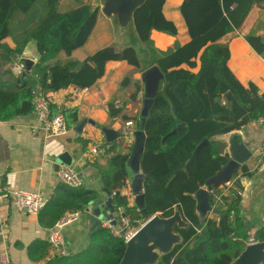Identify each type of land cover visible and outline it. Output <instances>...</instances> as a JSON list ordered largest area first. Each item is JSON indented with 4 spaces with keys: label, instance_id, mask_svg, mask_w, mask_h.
Returning <instances> with one entry per match:
<instances>
[{
    "label": "trees",
    "instance_id": "1",
    "mask_svg": "<svg viewBox=\"0 0 264 264\" xmlns=\"http://www.w3.org/2000/svg\"><path fill=\"white\" fill-rule=\"evenodd\" d=\"M61 1L0 0L1 61L8 64L22 57L33 41L40 57L31 73L24 77H29L27 86L18 91L0 86V122H10L33 112L35 86L42 95L71 86L87 89L104 76L108 62L126 61L142 71L157 65L165 75V85L163 93L155 98L145 124L147 138L141 160L145 206L150 216L139 212L119 193L127 186L130 150L110 160L108 171L103 173V184L110 192H116L114 208L119 213L129 212L130 230L139 229L153 215L170 218L176 211L181 213L188 226L174 230L183 242L159 264H231L244 251L245 241L249 239L242 213V195L231 189L228 197L222 196L217 201L213 193L211 204L218 210V218L206 219L204 223L197 215L193 195L230 161L228 154L220 152L215 138L264 119V94L253 83L246 87L237 80L228 67L229 46L222 43L224 38L242 28L253 8L264 0H184L180 12L190 41L183 46L177 43L165 52L155 47L151 34L158 31L176 36L177 28L163 13L167 0H147L133 19L142 45L140 51L133 46H108L82 62L50 64L61 53L71 56L85 46L98 21L99 9L83 3L76 9L59 12ZM39 4L44 7V14L39 13L40 16L36 13ZM16 16L27 17L22 20L24 26L20 29L13 23ZM245 38L264 56L261 38L254 35ZM8 39L13 40L14 47L7 45ZM52 110L53 115L59 112L54 106ZM119 114L111 105V117H119ZM63 115L69 129L79 124L78 108L65 110ZM132 120L139 124V117ZM175 130L163 147V139ZM205 140L209 144L194 158L197 147ZM118 147L112 143L105 149L107 153H115L121 149ZM234 177L249 178L251 172L244 165ZM235 186L242 189L240 179ZM219 188L213 186L211 190ZM61 190L62 196L45 207L49 228L65 213L85 212L90 202L97 200L95 192L83 187L64 186ZM254 239L264 242V226ZM126 242L123 236L117 237L103 228L91 236L86 250L55 255L46 264H120ZM43 248H50L48 242Z\"/></svg>",
    "mask_w": 264,
    "mask_h": 264
},
{
    "label": "crops",
    "instance_id": "2",
    "mask_svg": "<svg viewBox=\"0 0 264 264\" xmlns=\"http://www.w3.org/2000/svg\"><path fill=\"white\" fill-rule=\"evenodd\" d=\"M64 1L66 0L60 3ZM75 1L76 7L87 3L93 9H99L97 25L85 46L74 51L71 56L61 53L50 64L82 62L100 50L99 47L106 45L107 42L111 43L109 46L121 48L129 46L130 42L125 38L121 37L122 39L119 40L115 33L111 35V32L109 34L106 32V29L115 30L114 22L103 12L106 0ZM183 2L184 0L166 1L163 13L167 20L175 24L177 35L171 36L153 31L151 39L158 50L165 52L174 48L177 43L183 46L190 41L187 26L180 12ZM98 28L103 31L95 38ZM121 34L125 33L121 32ZM248 35L261 38L264 44V2L253 8L241 29L222 40V43L229 46L228 67L237 80L246 87L253 83L260 93L264 94V56L259 55L247 42L245 37ZM92 41L95 42L93 44L95 52L83 53ZM6 42L11 47L15 46L12 39ZM135 42L138 44L133 38V43ZM141 46L140 44L139 47ZM20 59L33 60V68L35 67L40 59L35 41L27 46L22 57L15 58L11 63H3L0 57V86L5 90L18 91L22 86L28 85L29 77H19L12 69L13 64ZM142 73V70L133 68L126 61H111L106 65L104 76L92 87L81 89L78 99L71 97L74 86L52 92L55 100L53 106L59 111L58 113L63 114L65 110L72 108L79 109V124L85 123L81 133L75 131L78 124L75 128H68V133L61 137L53 138L44 131L34 135L32 129L37 124L34 110L31 114L20 116L10 122H0V253H7L12 264H46L58 255L51 248L47 250L43 248L52 229L49 228L45 208L38 216L22 215L14 209L10 195L14 191L36 192L44 196L47 204L60 198L61 189L64 188L58 176L59 168L64 166L57 165L60 157L67 154L66 159H72V165L69 167L78 173L82 182L80 188L95 192L97 200L108 199L104 192L107 188L103 184V173L108 171L110 160L118 153L132 151V148L127 150L121 148L119 152L107 153L105 146L112 143L117 145V138L111 141L104 131L106 129L117 133L115 117H111L110 107L120 102L119 118L125 120L139 117V124H137L140 127V113L144 100ZM35 87V90L38 89L39 92L36 97L42 95L39 87ZM234 133H238V140L244 142L252 151V157L245 164L251 172V177H233L232 181L225 185L228 188L220 186L217 191L211 190V194L217 193L228 197L231 189L241 193L245 229L251 239L255 238L256 232L264 226V122L261 120L250 124L239 131L219 136L215 140L228 142L230 135ZM94 148H101L104 152L93 155ZM127 173V186L121 188L119 193L133 206L135 195L131 190V181L134 173L129 166V161ZM239 179L242 189L235 186ZM248 191H250V198L247 201L245 195ZM115 194L116 192H111L112 200ZM219 203L222 204V202ZM217 215L209 213L206 219H217ZM88 219L89 213L82 212L77 222L63 229L68 254L82 252L89 246L93 234ZM105 223V221L102 222L103 228Z\"/></svg>",
    "mask_w": 264,
    "mask_h": 264
},
{
    "label": "water",
    "instance_id": "3",
    "mask_svg": "<svg viewBox=\"0 0 264 264\" xmlns=\"http://www.w3.org/2000/svg\"><path fill=\"white\" fill-rule=\"evenodd\" d=\"M147 0H106L103 12L117 25L118 29L122 28V32L130 33V41L133 38L139 42L134 27V14ZM120 23L118 25V22ZM116 28V27H115ZM128 31V32H127ZM137 45L136 42L133 43ZM26 73H31L34 62L26 59ZM141 82L144 88L143 107L140 113V127L136 133V140L132 148L129 166L133 171V179L131 181V190L135 195V206L138 211L146 216H150L145 206V176L141 167V160L145 151L146 132L145 124L153 108L154 100L163 93L165 85V75L161 69L155 65L141 74ZM36 94L39 93L36 89ZM84 122L80 123L75 131L81 133ZM183 126H180L182 128ZM111 138V141L118 137L115 131L104 130ZM176 133V130L163 139V147H165L169 136ZM239 134L230 135L228 142H218L219 150L222 154L228 152L230 161L215 175L209 178L206 183L194 195L196 201V211L201 223H204L208 214H218V210L211 204V188L213 186H225L229 184L235 174L245 165L252 157V151L242 141H239ZM209 144V141L202 142L194 152L196 158L201 150ZM67 154L60 157L57 165L71 166L72 159H66ZM107 200H93L90 202L87 212L89 213V224L91 233L103 229L102 222H109L112 226L119 227L124 234L129 233L124 220L128 218L129 212L119 213L113 205L112 195L107 189ZM250 191L245 195L248 201ZM188 223L185 222L179 211L170 218H163L159 215L151 216L126 242V250L120 264H159L161 259L172 253L174 248L183 242L181 235L175 232V227L180 229L186 228ZM231 264H264V242H256L247 245L244 251Z\"/></svg>",
    "mask_w": 264,
    "mask_h": 264
},
{
    "label": "built area",
    "instance_id": "4",
    "mask_svg": "<svg viewBox=\"0 0 264 264\" xmlns=\"http://www.w3.org/2000/svg\"><path fill=\"white\" fill-rule=\"evenodd\" d=\"M13 72L19 77H25L26 63L20 59L12 66ZM81 88L74 86L71 97L78 99L81 94ZM54 97L52 93L46 95H38L33 102L34 114L37 118V124L33 127L32 132L37 135L40 131H44L53 138L64 136L68 133V126L65 117L62 113L52 114V106L54 105ZM116 110L121 108V103L116 102L114 105ZM116 123V131L118 134L117 145L125 150L133 148L136 140V133L139 130L138 124L132 119H120L114 118ZM264 122V119L262 120ZM104 152L101 148H94L92 150L93 155H98ZM58 176L61 183L71 189H77L82 186L81 179L78 173L69 166H62L58 170ZM226 191V190H225ZM223 194V193H222ZM241 195V193H239ZM224 195V194H223ZM12 205L16 212L26 216H38L47 204V200L40 193L27 192V191H14L11 192ZM215 198L220 201L222 195L215 193ZM82 212L66 213L56 225L50 229L47 237V242L50 248L59 256L68 255L66 251V240L62 233L63 229L70 224L77 222ZM124 223L128 228L129 220L125 219ZM105 228L111 230V232L117 236H123L128 241L135 233L129 228V233L124 234L121 228L112 226L109 222L105 223ZM201 230H199V233ZM256 243L254 238L245 241L246 245ZM0 264H12L10 257L7 253H0Z\"/></svg>",
    "mask_w": 264,
    "mask_h": 264
},
{
    "label": "rangeland",
    "instance_id": "5",
    "mask_svg": "<svg viewBox=\"0 0 264 264\" xmlns=\"http://www.w3.org/2000/svg\"><path fill=\"white\" fill-rule=\"evenodd\" d=\"M76 7V1L75 0H66V1H64V2H62V3H60V4H58V11L59 12H67V11H70V10H73V9H76L75 8ZM36 13H37V15L38 16H40L39 15V13L42 15V14H44V7H43V4H39V6H38V8H37V10H36ZM27 19V17L26 16H16L14 19H13V23H17L18 24V29H20L21 27H23L24 26V24H23V21L22 20H26ZM33 19L31 18V21H32ZM117 22H118V20H117ZM120 23L118 22V25H119ZM114 27H116L115 28V30L113 31H111V30H109V29H106V32L109 34L110 32H111V35L113 34V35H115L116 34V36H118V39L120 40V39H122L121 37H123V38H125L126 40H128L129 42H130V44H129V46L131 45V46H133L137 51L139 50H141V48L139 47V45H140V41L138 42V44L137 45H134L133 43H131V41H130V33H126V34H121V32H122V30L121 29H118V27H117V25H114ZM102 31H103V29H97L96 30V32H95V38H97L101 33H102ZM128 32V31H127ZM115 33V34H114ZM94 38V39H95ZM94 41V40H93ZM91 42V44L88 46V47H86V49L84 50V52L83 53H87V52H90L91 54L93 53V52H95L94 51V47H93V44L95 43V42ZM103 43H105V42H103ZM102 43V44H103ZM111 43L110 42H107L106 43V45H103L102 47H99V48H105V47H108L109 45H110ZM140 48V49H139ZM138 229H134V230H131V231H133V232H136Z\"/></svg>",
    "mask_w": 264,
    "mask_h": 264
}]
</instances>
